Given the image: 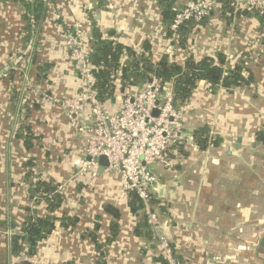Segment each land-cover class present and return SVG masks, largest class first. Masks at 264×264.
<instances>
[{
	"label": "crops",
	"instance_id": "0c3cea01",
	"mask_svg": "<svg viewBox=\"0 0 264 264\" xmlns=\"http://www.w3.org/2000/svg\"><path fill=\"white\" fill-rule=\"evenodd\" d=\"M173 1L180 9L192 0ZM167 3L58 0L59 10L28 37L22 6L0 1V264H23L22 255L12 253L9 231L15 229L9 225L23 224L39 180L58 183L64 202L50 213L41 201L38 213L77 222L58 225L27 264H166L152 226L151 233L136 232L143 213L131 211L121 175L99 172V165L95 176L92 170L79 174L88 160L86 137L71 127L54 99L80 91L79 71L64 40L69 24L84 23L88 44L94 22L134 49L147 43L157 61L170 43ZM235 9L223 14L218 6L195 24L183 46L177 41L174 55L183 62L189 54L198 59L224 54L226 67L242 64L251 82L212 92L201 81L183 107L185 139L172 150L175 166L149 165L159 179L153 195L159 230L187 264H264V143L256 138L264 130V19ZM81 118L88 122L86 115ZM205 125L221 142L201 149L194 131ZM27 133L34 137L30 149L20 137ZM106 204L120 216L107 212Z\"/></svg>",
	"mask_w": 264,
	"mask_h": 264
},
{
	"label": "built area",
	"instance_id": "2783aa9c",
	"mask_svg": "<svg viewBox=\"0 0 264 264\" xmlns=\"http://www.w3.org/2000/svg\"><path fill=\"white\" fill-rule=\"evenodd\" d=\"M44 1L51 10H59L58 0ZM235 4L238 9L247 7L264 14V0H236ZM219 5L220 0H192L180 8L170 24L174 34L170 36L165 52L174 56L177 31L184 23L210 17ZM64 40L80 73L81 88L77 97L54 101L64 111L71 127L85 134L86 155L91 160L84 161L79 174L84 176L92 170V174L97 175L94 168L99 165V157L106 155L109 165L104 169L117 171L122 177L124 191H135L143 201L148 221L155 230L157 246L167 264H187L178 259L171 240L159 230V213L153 208V195L159 179L149 166L157 163L172 169L175 166L172 150L185 139V110L175 106L173 83L163 84L161 78L152 76L141 88L130 91L122 99L120 109L110 112L99 101L93 87L84 23L75 21L69 24ZM155 109L159 110L158 116L153 115ZM83 114L88 122L82 120ZM21 260L30 262L32 259L22 254Z\"/></svg>",
	"mask_w": 264,
	"mask_h": 264
},
{
	"label": "trees",
	"instance_id": "16d2710c",
	"mask_svg": "<svg viewBox=\"0 0 264 264\" xmlns=\"http://www.w3.org/2000/svg\"><path fill=\"white\" fill-rule=\"evenodd\" d=\"M0 1H12L22 6L24 18L28 22L26 29L28 37L33 35V27L36 28L34 31H37L52 11L50 5L44 0ZM166 1L168 3L164 7V20L167 23L168 35L171 36L174 33L170 30V24L180 9L175 8L173 0ZM219 6H222L223 14L231 13L237 8L235 0H220ZM249 10V8L243 7L238 9L237 13L243 15L254 12L264 19V14L261 15L259 11L250 10V12ZM199 22L190 20L184 23L177 31L175 44L177 45L178 41L183 46L188 34ZM91 30L92 41L88 44V51L92 63L93 87L99 101L110 112L120 109L122 99L130 91L141 88L152 76L161 78L163 84L173 83L175 106L182 108L191 100L203 80L206 81L212 92H217L220 88L230 90L251 82V77L244 75L245 68L242 64H238L234 68H227L226 56L221 53L216 57L206 56L201 59L189 54L183 62H180L176 55L170 57L165 53L156 61L151 47L147 43L142 49L137 50L117 40L113 31L104 32L101 30L96 22L92 25ZM79 78H81L80 73ZM113 98L116 99L114 103L112 102ZM20 137L24 138L27 149L32 148L33 135L27 133ZM194 137L196 144L201 149H206L210 144L218 145L221 142L220 138H214L210 135V128L206 125L197 128L194 131ZM256 138L264 143V130L258 131ZM31 163L32 160H29L28 164L31 165ZM35 188L36 192L32 195L34 207L29 206L27 208L28 215L23 224L18 226L17 223L12 222L9 225L15 229L11 238V250L15 255L25 254L30 257L36 255L39 243L50 235L58 225L70 228L77 222V219L72 217L41 215L35 208V205L40 204L41 201L46 203L50 213L61 208L64 202V194L58 183L52 180H39ZM128 198L131 211L143 213L140 223L136 226V232L142 234L143 231L148 230L151 233L143 201L135 191H130ZM104 209L115 217L120 216L118 209L110 204H106ZM116 226L117 224L114 222L112 229L114 230ZM98 228L99 224L96 223L95 230ZM90 237L96 243V249L103 254L102 243L99 242L96 232H91ZM22 262L23 264L29 263L26 260H22Z\"/></svg>",
	"mask_w": 264,
	"mask_h": 264
},
{
	"label": "water",
	"instance_id": "95a60500",
	"mask_svg": "<svg viewBox=\"0 0 264 264\" xmlns=\"http://www.w3.org/2000/svg\"><path fill=\"white\" fill-rule=\"evenodd\" d=\"M115 101H116V99L113 98L112 102L114 103ZM158 114H159V110L155 109L154 112H153V115L154 116H158ZM88 160H91V157H88ZM98 161H99V172H102L104 170V168L109 165L108 157L106 155H101L99 157Z\"/></svg>",
	"mask_w": 264,
	"mask_h": 264
}]
</instances>
